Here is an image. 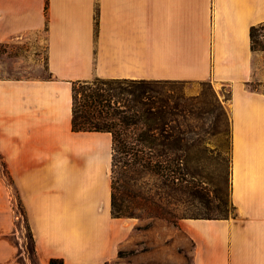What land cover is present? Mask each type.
Wrapping results in <instances>:
<instances>
[{
  "label": "crops",
  "instance_id": "obj_1",
  "mask_svg": "<svg viewBox=\"0 0 264 264\" xmlns=\"http://www.w3.org/2000/svg\"><path fill=\"white\" fill-rule=\"evenodd\" d=\"M263 23L264 0H0V49L42 45L48 74L0 76L6 203L14 191L35 264H264ZM95 78L227 88L234 215L145 232L114 217L111 136L71 130L72 83ZM11 225L0 217V264H25Z\"/></svg>",
  "mask_w": 264,
  "mask_h": 264
},
{
  "label": "rangeland",
  "instance_id": "obj_2",
  "mask_svg": "<svg viewBox=\"0 0 264 264\" xmlns=\"http://www.w3.org/2000/svg\"><path fill=\"white\" fill-rule=\"evenodd\" d=\"M255 40L264 45V28L258 29ZM32 53L34 62L27 64ZM0 54L4 55L0 58V76L48 78L42 45L34 49L26 45L2 47ZM175 89L187 100L182 130L189 134L180 182L174 184L168 177L171 156L157 157V149L153 151V162H159V173L140 172L138 167H130L132 158L118 154L113 163V214L139 219L142 232L150 230L156 222L175 227L183 219L234 215L229 198L228 89H213L209 83H182ZM10 185L11 179L0 161V217L12 221L5 238L18 248L20 260L35 264L30 230L14 191L9 194L10 203H6V189L11 190Z\"/></svg>",
  "mask_w": 264,
  "mask_h": 264
},
{
  "label": "trees",
  "instance_id": "obj_3",
  "mask_svg": "<svg viewBox=\"0 0 264 264\" xmlns=\"http://www.w3.org/2000/svg\"><path fill=\"white\" fill-rule=\"evenodd\" d=\"M263 28L264 23L250 30L253 52L264 53V45L255 40L258 29ZM182 83L99 78L73 82L71 130L74 133L109 134L112 168L118 154L132 158L130 167L136 166L140 172L159 173L161 167L159 162H153V151L157 149V157L170 155L168 177L172 183L178 184L183 171V158L189 149V134L182 130L187 100L175 89ZM111 208L112 215L120 218L113 214V194ZM49 264H62V261L50 260Z\"/></svg>",
  "mask_w": 264,
  "mask_h": 264
}]
</instances>
